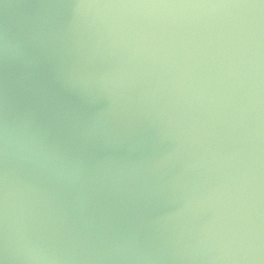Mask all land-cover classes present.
I'll return each instance as SVG.
<instances>
[{
  "label": "water",
  "instance_id": "water-1",
  "mask_svg": "<svg viewBox=\"0 0 264 264\" xmlns=\"http://www.w3.org/2000/svg\"><path fill=\"white\" fill-rule=\"evenodd\" d=\"M75 3H0V36L26 41L27 53L0 57V123H28L84 162L71 183L0 159V178L7 167L47 206L52 242L79 249L135 232L155 251L177 225L210 231L236 216L244 223L256 207L264 220V8L104 9L86 18ZM249 19L260 22L258 81L248 32L230 27ZM73 70L92 77L86 90L65 86Z\"/></svg>",
  "mask_w": 264,
  "mask_h": 264
},
{
  "label": "clouds",
  "instance_id": "clouds-1",
  "mask_svg": "<svg viewBox=\"0 0 264 264\" xmlns=\"http://www.w3.org/2000/svg\"><path fill=\"white\" fill-rule=\"evenodd\" d=\"M3 3V0H0ZM6 6V5H5ZM197 9V8H264V0L251 3H117L104 0H76L74 9L83 12L87 18L95 17L104 9ZM95 22V20H93ZM238 31H247L252 43L253 70L259 77L260 22L249 19L230 25ZM0 57L10 61L27 57L26 41L0 36ZM32 61L28 59V63ZM64 84L72 90L84 91L92 77L78 74L75 70L63 75ZM257 87V97H258ZM257 103H259L257 98ZM106 111L92 117L93 127H99ZM111 157H108L110 159ZM0 159L16 165L31 164L47 172L58 181L75 183L82 178L84 162L79 158L67 159L57 148L44 143L39 132L30 130L26 123L19 129L15 122L0 123ZM0 264H163L166 259L183 264H261L264 261V220L259 209L250 212L244 223L240 217L229 220L210 231L195 233L179 225L169 228L161 238L157 250L145 247L137 233L130 232L79 249L60 247L48 234L49 217L46 205L28 193L31 188L21 191L16 181L10 178L6 167L0 178ZM258 205V201L256 202ZM156 225L160 221L153 222Z\"/></svg>",
  "mask_w": 264,
  "mask_h": 264
}]
</instances>
